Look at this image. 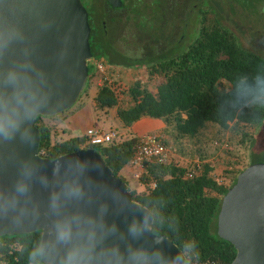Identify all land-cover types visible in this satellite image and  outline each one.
Listing matches in <instances>:
<instances>
[{"label":"trees","instance_id":"1","mask_svg":"<svg viewBox=\"0 0 264 264\" xmlns=\"http://www.w3.org/2000/svg\"><path fill=\"white\" fill-rule=\"evenodd\" d=\"M209 1L206 0L205 5L200 1L195 4L198 26L193 37L182 46L178 39L175 42L177 47L131 56L112 49L105 38L96 34L89 36L91 55L86 62L87 78L76 100L94 75L91 59H104L105 64L125 67H145V76L136 77L127 85L114 79L96 86L92 109L106 112L113 108L115 121L117 119V123L123 127L142 115L158 118L165 124V132L175 145L181 143L182 139L193 141L196 159L191 156L183 160L170 155L166 163L144 160L137 177L142 188L132 187L135 191L131 198L153 202L165 216L174 220V231L168 238L176 245L188 240L194 242L199 253L194 264H228L235 249L232 243L216 234L215 221L221 195L233 183L235 174L231 182L218 183L214 175V162L207 159L195 140L209 125H216L219 130L229 129L230 136L236 134L239 142L250 137L251 130L264 118V109L248 107L239 102L235 85L241 75L250 74L258 63L264 61V55L244 46L235 31L220 21L214 2ZM256 1L264 0H230L227 9L231 14L236 11L234 5L250 10ZM141 5H137L138 10ZM142 7L146 11V4ZM168 43L170 46L171 41ZM52 117L38 115L34 121L39 131L40 155L53 158L80 147L91 146L112 173L121 178L119 171L127 165L137 135L130 131L125 135L116 132L114 138L97 144L86 142L84 135L57 138L54 135L56 122L47 120ZM188 171H192L190 175ZM31 234L35 239L40 230L31 231ZM3 235L8 238V246L0 248V264H26L25 256L15 248L19 234Z\"/></svg>","mask_w":264,"mask_h":264},{"label":"clouds","instance_id":"2","mask_svg":"<svg viewBox=\"0 0 264 264\" xmlns=\"http://www.w3.org/2000/svg\"><path fill=\"white\" fill-rule=\"evenodd\" d=\"M12 45L10 39L0 41V59ZM235 90L245 106L264 109V61L241 75ZM50 104L47 76L30 58L0 68V145L30 148L36 142L32 123ZM48 164L50 171L41 161L17 155L11 158L14 176L7 184L0 181V230L19 234L15 248L26 264H194L198 260L190 240L175 245L174 253L166 251L174 220L153 202L132 199L134 189L121 190L96 180L91 173L102 174L100 163L74 155ZM37 188L46 193L45 199L39 198ZM33 227L43 229L35 239ZM6 246L8 238L0 234V248Z\"/></svg>","mask_w":264,"mask_h":264},{"label":"water","instance_id":"3","mask_svg":"<svg viewBox=\"0 0 264 264\" xmlns=\"http://www.w3.org/2000/svg\"><path fill=\"white\" fill-rule=\"evenodd\" d=\"M111 6L120 0H106ZM17 33L22 39H17ZM89 23L87 12L80 0H0V41L10 39L12 47L0 59V68H7L25 57L48 80L50 107L39 115L57 114L70 107L76 100L87 78V60L91 52L88 42ZM32 129L36 142L29 148L18 143L0 145V181L7 184L15 174L11 158L32 157L45 163L71 156H80L102 165V174L92 172L98 181L106 182L121 190L127 184L114 175L100 154L93 147H80L49 158L38 153L39 131L34 122ZM41 200L46 193L37 188ZM216 234L232 243L235 254L228 264H264V161L251 162L237 172L233 183L221 195L216 214ZM123 227V223L121 222ZM40 230L33 227L31 231ZM4 232L0 234H13ZM166 251H177L169 239ZM150 242V238H149Z\"/></svg>","mask_w":264,"mask_h":264},{"label":"rangeland","instance_id":"4","mask_svg":"<svg viewBox=\"0 0 264 264\" xmlns=\"http://www.w3.org/2000/svg\"><path fill=\"white\" fill-rule=\"evenodd\" d=\"M96 5L97 9L101 11V8L105 5L103 0H91V2ZM133 4L128 11V14L132 18L133 24L124 19L125 9L124 8H114L109 12H106L101 20L104 22L108 29L107 40L106 42L109 45L121 51L127 53L131 56H140L143 52L145 54L151 53L153 50H164L168 47H175V43H170L168 41L170 38L181 40L180 45H184L187 39L193 37V32L197 28V15L195 10V4L197 2H202V5H205L206 0H164L163 7L165 9L166 15H163L165 19L167 34H160L159 25L162 22H157V30L147 29L145 25H151L152 22L150 19H147L145 14L144 7L140 6V10L137 9V5L141 2H146L149 5V10L152 12L151 7L155 0H131ZM214 2V8L216 7V13L220 15V21L226 23L235 33L239 36L240 42L247 47H251L256 51L264 55V1L253 2L250 10H244L242 7L238 8L235 6L236 11L231 14L227 9V3H230V0H210L209 2ZM86 4V3H85ZM146 8V7H145ZM253 10V11H252ZM200 11V10H199ZM145 12V13H144ZM114 17L115 20H109V17ZM118 19V22L117 20ZM156 21L157 17L155 18ZM180 24L182 26H180ZM115 27V30H112ZM165 27V26H164ZM146 28V31L142 29ZM163 28V26H162ZM181 33L185 35L180 36ZM179 46V47H181ZM112 47V49H114ZM169 48L168 50H171ZM104 60V59H102ZM107 66V69L112 68L116 69L119 72L120 76L118 77L122 85H127L128 82L132 81L136 77H144L143 65H132L131 67H125L121 65ZM97 77V75H96ZM99 81L95 79V76L91 77L89 85L85 88V91L82 92L80 97L75 100V102L68 108L63 111L53 115L52 118L47 120L55 119V122L61 121L64 116L71 109L72 111L78 110V117L80 120L81 127L85 126V122L90 123L89 118L86 117L85 112L89 110V113L92 115L91 124L94 127H99L102 129H112L120 135H125L128 131L130 133L139 136L133 130V124H135L136 130L145 129L147 132L158 133L162 139H164L173 150L171 156H177L183 160H188L191 156L196 159V146L193 141H188L182 139L181 143L175 145L170 139V136L165 132V124L162 120H159V128H149V126H140V123L137 120L141 119H155L146 115L140 116L136 121H133L128 127H123L115 121L113 113L114 109L111 108L106 112L94 111L92 109V96L95 93L96 86H98ZM74 109V110H73ZM71 112V111H70ZM77 126V125H76ZM60 127L55 126L54 135L58 138L61 137ZM79 127V126H78ZM75 127L77 131L80 129ZM133 130V131H132ZM251 135L244 142L237 141L238 136L231 137V132L229 129L219 130L216 125H209L207 128L202 130V133L196 138V143L203 153H205L207 159H210L215 164L214 175L220 178L224 183H229L233 179V175L237 174V169L244 167L248 163L256 161H264V118L260 123L254 126L251 130ZM65 135V134H62ZM219 140H213L215 138ZM179 149V151L177 150ZM189 157V158H188ZM242 167V168H243ZM126 172V173H125ZM119 175L123 180L126 181V184L129 188L141 189L142 185L138 183L137 178L130 173V169L126 166L119 172ZM222 177V178H221Z\"/></svg>","mask_w":264,"mask_h":264},{"label":"built area","instance_id":"5","mask_svg":"<svg viewBox=\"0 0 264 264\" xmlns=\"http://www.w3.org/2000/svg\"><path fill=\"white\" fill-rule=\"evenodd\" d=\"M91 62L94 67L93 77L95 76V79L99 81L98 85H100L103 81L110 82L114 79L119 82V72H117L116 69H107V66H113L111 63L105 64L102 59L95 58L91 59ZM83 135L86 142L97 144L105 143L114 138L115 132L112 129L104 130L99 127L88 126L85 128ZM172 150L173 149L162 140L161 136L158 133L144 132L138 136L134 151L127 162V167L130 169V173L137 178L142 168V162L144 160L152 159L159 163H166L170 158ZM191 172L192 171H188V175H190ZM215 180L218 183H224V181H222L218 177H215ZM206 264L214 263L208 262Z\"/></svg>","mask_w":264,"mask_h":264},{"label":"flooded vegetation","instance_id":"6","mask_svg":"<svg viewBox=\"0 0 264 264\" xmlns=\"http://www.w3.org/2000/svg\"><path fill=\"white\" fill-rule=\"evenodd\" d=\"M82 5L84 6V8L86 9L87 12V19H88V23H89V36L91 37V35L96 34V36L100 37V38H105L106 40L107 38V34H108V29L106 27V25L104 24V22L101 20V17L106 13L109 12L110 10L114 9V8H124L125 9V14H124V19L125 21L131 22L133 24L132 18L130 17V15L128 14L129 9L131 8V5L133 4V2L131 0H120V5L117 6H111L106 0H103V4L105 5V7L103 6V8H101V11L97 9L96 5L93 3V1L91 2V0H80ZM164 0H155L153 7H151L152 12L149 10V5L144 2V4H146V10L147 13H145L147 15V19L152 22V28L151 25L147 26L145 25V27H147V29H151V30H157V22H162V24H158L159 25V31L160 34L164 35L167 34V30L166 28V23H165V19H163V15H166L165 13V9L163 7V3ZM86 3V4H85ZM140 5L142 4V6H144L143 2L139 3ZM157 20L156 21V18ZM109 20L113 21L115 20L114 17H109ZM118 22V19H116ZM166 24V25H165ZM134 25V28H136V25ZM91 26L93 29H91ZM163 26V28H162ZM165 26V27H164ZM180 26H182L180 24ZM116 28L113 27L112 30H115ZM143 31H146L145 28L142 29ZM94 31L96 33H94ZM88 36V37H89ZM177 39H174V37L170 38L169 41H171V43H175ZM108 41V40H107ZM178 45L175 43V47H177ZM113 47V46H112ZM114 48V47H113ZM115 49V48H114ZM117 50V49H115ZM165 50V49H164ZM154 51V50H153Z\"/></svg>","mask_w":264,"mask_h":264},{"label":"crops","instance_id":"7","mask_svg":"<svg viewBox=\"0 0 264 264\" xmlns=\"http://www.w3.org/2000/svg\"><path fill=\"white\" fill-rule=\"evenodd\" d=\"M70 111L67 112L66 115L61 116L63 119L61 121L57 122L56 125H55V126H58V128H59V126H61L60 127V132L58 133V134L61 135V137L74 136V135H83V132H84L86 127L93 126V124H91L92 115H91V113H89V110H87V112H85V113H87L86 117L89 118V120H90L89 122L90 123L85 122V126L84 127H81V125H79L80 124V120H79V117H78V112L79 111L77 109L74 110V111H72V109H71ZM159 120L160 119H158V118H155V119L146 118V119L137 120V122L140 123L141 127L145 125V126H149V128H153V127L154 128H159ZM52 122H55V119H53ZM75 127H78L80 129L77 131V129H75ZM136 127L137 126L135 124H133V128L132 129L135 130V131H133V130L132 131L135 132L136 134H138V133L142 134L144 132H147L145 129H141V128L139 130H136ZM62 134H65V135H62Z\"/></svg>","mask_w":264,"mask_h":264}]
</instances>
